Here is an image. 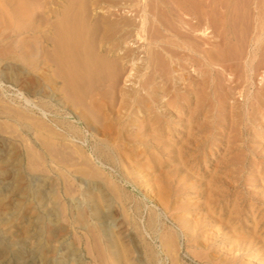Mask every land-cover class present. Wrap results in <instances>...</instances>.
<instances>
[{
    "label": "bare ground",
    "instance_id": "1",
    "mask_svg": "<svg viewBox=\"0 0 264 264\" xmlns=\"http://www.w3.org/2000/svg\"><path fill=\"white\" fill-rule=\"evenodd\" d=\"M231 1H233V0H228V1L226 0V1H224L225 3L223 2V0H0V116L4 117L9 123L11 121H13L15 123V125L16 124L19 125V128L21 127L22 129H24L28 132L34 130L35 131L34 133H37V132L40 133L42 150L37 151L35 148H31L30 151H28V153H29L28 155H31L30 158L32 157L33 160H35L34 156H37V155H42V157L45 156L44 154L54 155V156L55 155L56 156L62 155L61 156V157H63V159L61 158L62 161H60V159H58L57 163H61L62 165L67 166V165H69L68 161L70 162L71 160H73L72 159L73 157H71L70 155H75V156L80 155V157H77L78 159H76V157H75V159L77 161L74 160L73 162H75V163L77 162V164L79 165L77 172H83L85 175V178L79 177L80 179L78 180V181H80V185L83 187L82 188L83 190L82 191L80 190L81 191V199L75 200L73 207H72V212L70 214H72L75 219H80V221L82 219L83 223L85 224L84 225L85 228L91 227V230L89 228L88 229H89L90 233H92V235L94 236L93 239H95L92 242V243H94L93 247H95V249H97L98 251H101V252L104 251V253L98 252L101 254V256H102V254L104 255L105 259L103 258V261L101 259L103 264H122L121 255L123 254V252H124L123 256L126 257V259L125 258L124 259L126 260V263H129V264H131V262H130L131 260L128 258V256L131 252L136 253L137 256L135 257V260L138 262V264H162L163 261L160 258L161 257L160 252L164 253L167 256V258L172 257L173 262L178 260V258L176 259L175 256L177 255L178 250L180 251V248L182 247L181 246L182 244L179 243V239H180L179 233L168 232V231L164 232V229L162 228L163 231H161L162 233L160 234V236L158 234L159 239H160V245H158V247H157V248H159V250L157 252L156 249L154 248V246L156 244L154 246H152L151 243L147 242L144 245V247H142L139 242H135L136 241L134 238L135 235L133 236L131 234H127L128 232L126 233L124 228H122L124 230V232L121 229L119 230V232L114 231L113 224H112L113 222L109 221V218L113 217L112 211L114 209H112V208H113V203H114V197L117 196L116 199H119L118 201L121 200L122 202L127 203V202L134 201L135 196H133L132 194L127 192L122 184L120 185V184L116 183L115 181H113L111 179V177L107 176L106 175L107 173L105 171H103L102 168H100V165L97 166L96 163H93L94 161H92V160L95 157L96 160L98 158V160L100 159V161L102 159L103 161L107 160V161H113L114 162V161H116L115 158H117L116 155L129 156V154L132 155V153L134 154V152L137 154L139 151L136 148H138L140 145H142V143H143L142 137H144V140H146L145 137H150V138H152V137L156 138L157 137V138L161 139V141L166 139V138L162 139L163 137H159L160 135H158L157 131H160V132L164 131L165 133H167L170 136L174 135L173 134V128H171V122H170L171 117H172V112H174L173 109H176V111L178 110V112H180L182 109H185V108L187 109V107L189 108L192 104H195L196 105L195 110H194L195 116L200 118V116L202 114L201 108L203 107L202 106V99L204 97L203 96V90H205V88H206V81L204 80L203 73H202L203 70L201 68H195L194 69V71H197V75L193 74V75H195L194 77L192 76L193 78L189 75L190 73H188L186 71L189 68L188 67V61H190L191 59H193L197 62L198 61L206 62L207 59L213 60L215 47L218 46V44H220V43L222 44V42L224 43V41L228 40L224 36V35H226V34H224L225 30L229 31V28H232L229 25L231 24V26H233L232 23L235 24L236 20H237L238 25L240 24V26H234V27H239L238 33H240L239 30L243 31L245 29V31H250V29H251L252 22H250V21L253 20L252 19L253 13L251 12L252 9H249L251 12V13L249 12L251 14V17H249V21L245 20L246 16L245 17L242 16L243 18H245L244 21L246 23H248L249 25L244 24L245 22L243 20H242L243 24H241V22L239 23L238 21H240L241 15H239V13H237L238 15L236 14V12L238 10H239L238 12L241 11V9H239V8L241 7L243 10V7L245 8L246 3L249 2L250 0H242V1L239 0L241 6L238 4V8L236 6H234L235 4H233V3L231 4L232 9H233V7L234 8L236 7V9H238L237 11L234 12V14H236L237 16L240 17V18L237 17L239 20L236 19L234 22H233V20L229 21L228 19L229 18H232V19L236 18L235 17L236 15H234L235 18H233V16L230 17V15H232V13L235 9H233L232 13L227 12V11L223 12L224 10H222L221 12H219L222 15H220L218 13V11H216L217 9H220L219 7H221L223 5L225 7V4L230 3ZM236 1L238 2V0H236ZM260 2H262V1H260ZM242 4L244 6H242ZM236 5H237V3H236ZM247 5H249V4L247 3ZM258 6H259V4H258ZM224 7H223V9L226 8V7L225 8ZM228 8H231V7H228ZM262 10L264 12L263 8H262ZM262 10L259 13V18L258 19L256 18L257 22H258V26L257 27L254 26V28H253V31H254L255 27H256L257 32H258L257 38L255 40L256 42L260 41L262 39V37L264 36V14H262ZM242 12H240V13H242ZM226 13L229 14V18L227 19L228 23H230V22L231 23L228 25L227 22L225 21V23H223V26H216L215 25L216 23L214 22L216 17H219V20L221 18L223 19V16L225 18ZM245 15H248L247 11H246ZM247 19H248V17H247ZM218 23L219 22L217 21V24ZM218 25H220V23ZM255 25H256V23H255ZM210 29H212V32H214L213 36L209 35ZM220 30H221V32H220ZM233 33L236 34L237 30H236V33H235V30ZM233 33H232V35H233ZM247 33H249L248 35L250 36L251 32H247ZM236 35L238 36V34H236ZM240 35L241 36H239V37L244 38V40H245V36L246 37L248 36V35H242V32L240 33ZM230 38H233V36L232 37L230 36ZM248 38L249 37L246 38L247 43L249 42ZM238 40H240V39H238ZM235 41H237V40H235ZM230 42H228V44ZM241 42H243V40H241ZM207 44H208V46L209 45L212 46V48L210 50L205 49L206 48L205 46H207ZM221 44L219 45L220 48L224 47ZM233 44H234V42H233ZM237 44H238V42H237ZM244 44H245V42H244ZM229 45L232 46L231 44H229ZM240 45L243 47V45L241 43H240ZM230 46H228L229 49H230ZM245 46H246V49H249V48H247L248 46L246 44H245ZM232 47L234 49H236L235 46H232ZM207 48H209V47H207ZM220 48H218V50ZM226 48L227 47H225V49ZM262 49L264 50L263 46H262ZM221 50L225 52L224 49H220V51ZM239 50H241L240 47H239ZM215 51L217 52V50H215ZM231 51H235V50H233V49L229 50L228 51L229 55H230ZM221 52H219L220 57H222V55L224 54V53L221 54ZM232 53H234V52H232ZM244 53L245 52H242V55ZM206 55H207V57H206ZM232 55L231 56L225 55L226 57L228 56V58L224 57L227 60L222 58L223 60H221V61H219L220 57L218 56L219 57L217 60L218 64H219V62H222V61H223L222 63H224V60L227 61V63H231V62H228V60L229 59H232L230 61L234 60L233 58H229V57H232ZM262 55H264V53ZM204 58H207V59H204ZM234 58L237 59L235 57V54H234ZM260 58L263 61L264 58L263 57H260ZM20 60L25 61V63L28 65V67H26V65L22 66L19 63ZM204 60H206V61H204ZM214 61H215V59L213 60V63H214ZM257 62H256V64H257ZM208 63L210 64L209 61H208ZM227 63H224V64L227 65ZM232 63L236 64V62H232ZM254 63L255 62L253 61V64ZM240 64L241 63H239V65ZM231 65H233V64H230L229 66H231ZM257 65L259 66V64H257ZM232 67H234V69H235V67H237V66L233 65ZM249 67H251V66H249ZM252 67H254V66H252ZM240 68L238 70H240ZM227 69H230V67L228 68V66H227ZM216 70L219 71L220 69L217 68ZM256 71H258V70H256ZM204 72H207V70ZM220 72H221V70L218 72V74ZM239 73H241V70L239 71ZM239 73H238V75H239ZM205 74H207V73H205ZM207 77H208V75H207ZM250 77H252V76H250ZM237 78H236V80H237ZM241 79L242 78H240V80ZM234 80H235V78H234ZM242 82H243V80L241 81V83ZM238 85L239 84H237V86ZM4 86L15 89L16 91L20 92L21 95H23V93H24L25 97H27V98H25L24 104H27V105L34 104L33 99H35L37 97L39 98V102H38L39 104H34V107L30 105V109H27L26 107H22L24 105H21V108H17V107L15 108V107H11L10 105H5L4 99H3V96H4L3 93H4V91H7L8 89L6 90V88ZM217 86H219V85H217ZM222 86H223V84H222ZM224 90L226 91V88ZM210 93L211 92H209V94ZM212 93L214 94L215 92H212ZM261 97H263V96H261ZM261 97H260V99H261ZM35 103H36V101H35ZM210 105H211V103H210ZM34 109H36L38 111V113H39L38 116L33 114L32 111ZM187 114H188V112H187ZM188 116H189V114H188ZM180 118H182V120H184L183 116ZM187 118H185V119L187 120ZM249 118H250V116H249ZM177 119H175V120H177ZM240 119L242 120V118H240ZM190 121H192V120L190 119ZM2 122H3L2 124H4V126H2L4 129L0 126L1 131H3V130L5 131V128L8 129L7 126L5 127L7 122L5 123L4 120ZM187 122H189V120ZM191 123H193V121ZM196 123L198 124V121ZM205 123H207V122H205ZM240 123H242V122H240ZM10 125L14 126V124H11V123H10ZM139 125L141 128L139 127ZM173 125H175V124H173ZM201 125L203 126L204 124H201ZM175 126H177V124ZM184 126H186V125H184ZM9 128L13 129V127H10V126H9ZM180 128H182V127H179V129ZM230 128H232V127H230ZM7 129L5 132L9 133L10 131L8 132ZM233 131H235V130H233ZM181 133H183V132L181 131ZM212 133H213V131H212ZM10 134H11V132H10ZM140 135H142V136H140ZM200 136H203V135L201 134ZM36 137H37V135H36ZM211 137L212 136H210V138ZM90 138H91V148H90V146L85 145V142L90 141ZM167 138H168V140H167L168 142L171 141V142L175 143L177 141V140L174 141L171 137H167ZM214 138H213V140H214ZM76 139H79L80 141H78ZM203 139L205 140V136H203L202 139H198V140L202 141ZM146 142H147V140L145 141V143ZM168 142H167V144H169ZM183 142L185 143V141H183ZM206 142H208V139ZM184 143H182V144H184ZM186 143H185V145H187ZM193 143H195V142H191V144H193ZM164 145H166V144H164ZM179 145H180V143H179ZM181 145L179 146L180 148H182ZM185 145H183V147ZM189 145L190 144H188V146ZM197 145L195 147H197ZM133 146H135V149L131 148ZM152 146H153V144H152ZM159 146H160V144H159ZM164 147H166V146H164ZM179 147L177 146L176 149H178ZM203 147L205 148V146H203ZM228 147H229V145H228ZM143 148H144V150L142 149L139 152L140 157H142V151L147 152V148L146 147H143ZM170 148H172V147H170ZM204 148H202V149H204ZM231 148H232V146H231ZM235 149H237V148L235 147ZM1 150H0V155H2V153H3V152L1 153ZM160 150H161V148L159 149V152H160ZM184 150H185V148H184ZM184 150H183V152H184ZM195 150H197V148ZM7 151H8V149H7ZM188 151H189V149H188ZM155 152H156V150H155ZM183 152H182V154H183ZM151 154H152V152H151ZM163 154H161V156ZM180 154H181V152H180ZM197 154H199V153H197ZM210 154H211V152H210ZM9 155H11V156H9L10 159L9 158H7V159L3 158L5 156L4 154H3V157L0 156V175L3 176L5 174H7L8 171L10 170V167L12 168L13 173H12V180L11 181L13 184L10 182L9 179H6V181H2V182L3 183L6 182L5 184L13 185L15 192L19 193L20 196L18 198H16L17 199V208L19 210H22V209L26 208L27 203H26V199H25L26 196L25 195L28 192V190H30L29 187L32 186L33 180H34L35 184H36V181H38L39 183L41 182L42 186L44 184H46V185H52L53 184L54 185V183L50 182V179L46 176H32L31 178H29V176H31V175H28L27 172L23 169L22 162L24 160L23 161L20 160V157L17 156L20 154H18V151L16 148H13L11 150V152H9ZM63 155H65V156H63ZM96 155H97V157H96ZM167 155H169V154H167ZM189 155L187 156L188 158H186V159H189ZM66 156H70V158H68ZM171 156H172V154H171ZM51 157H52L51 160H53L54 157L53 156H51ZM140 157L138 159H140ZM176 157L180 158V156H176ZM192 157H193V155H192ZM22 158H24V157H22ZM58 158H60V157H58ZM197 158H198V156H197ZM40 159L42 160L43 158H40ZM46 159H48V158H46ZM174 159H176V158H174ZM186 159H184V160H186ZM223 159H224V156H223ZM157 160H158V158H157ZM224 160L222 161V163L224 162ZM35 161H34V163L31 161L30 164L35 166L36 165ZM43 161H44V159H43ZM45 161L47 162V160H45ZM150 161H151V159H150ZM38 162L40 163V161H38ZM53 162H52V164H53ZM55 162H56V160H55ZM100 163L102 166L104 165V162L101 161ZM141 163H142V159H141ZM161 163L162 162H160L159 165ZM166 163H168V162H166ZM187 163H186V165H187ZM196 163L197 162L195 161V164ZM42 164H41V166H42ZM129 164L131 166V163H129ZM195 164L192 163V165H195ZM43 165H45V164H43ZM160 167H161V165H160ZM172 167H174V166H172ZM190 167L191 166H189V168ZM43 168H44V166H43ZM45 168H46V166H45ZM68 168H69V166H68ZM182 168H183V166H182ZM199 168H200V166H199ZM135 169H136V167H135ZM167 169L171 170L173 168L170 167ZM37 170H39V169L36 168V171ZM49 170H51V168ZM67 170H69V169H67ZM113 170H115V169H113ZM203 170H204V168H203ZM219 170H221V169H219ZM28 171H29V169H28ZM46 171L47 170L45 169V172ZM54 171H55V169H54ZM144 171H146V170H144ZM159 171H161V170H159ZM198 171L200 172V170H198ZM217 171L215 173H218ZM137 172H139V171H137ZM149 172H151V171H149ZM196 172H197V170H196ZM225 172H227V171H225ZM31 173H34V172H31ZM141 173L143 175L144 172H141ZM141 173H140V176H142ZM161 173L162 172H160V176L163 177V175ZM185 173H188V172L185 171ZM147 174H149V173L147 172ZM157 174H159V173H157ZM228 174H229V171H228ZM61 175H64V173ZM187 175H190V174H187ZM226 175H224V176L226 177ZM229 175L232 176L231 174H229ZM160 176L158 175V177H160ZM215 176L218 177L219 175H215ZM220 176H222V178H223V175L220 174ZM86 177H90L92 179L90 180ZM103 177L106 181L103 179ZM143 177H144V175H143ZM174 177H175V174H174ZM184 177H186V176L184 175ZM64 178L65 177H63V179ZM212 178H213V176L210 178L211 180L209 178L208 179L212 182L213 181L216 182V180H214V179L212 180ZM102 179L105 182H101ZM137 179H139V177ZM180 179H182V178L180 177ZM205 179L202 178L203 181ZM208 179H206L207 180L206 182H208V183H206L204 181L207 185L210 183V181H208ZM225 179L224 180L227 183L229 181V179L227 177ZM227 179H228V181H227ZM64 180H66V179H64ZM123 180H125V179H123ZM141 180H143V179H141ZM145 180H143V181H145ZM186 180H184V181L186 182ZM66 181H68V179ZM139 181H140V179H139ZM165 181H167L166 183L168 184L169 181L168 180H165ZM194 181H192V180H191V182L189 181L190 186L193 185V187H194V184H195ZM106 182H108V184H106ZM163 182H162V184H163ZM177 182H179V181H177ZM219 182H221V180H219ZM229 182H231V181H229ZM149 183H151V182H149ZM191 183H193V184L191 185ZM205 183L203 186H205ZM145 185L148 186L149 184L145 183ZM177 185H178V183H177ZM199 185H201V182ZM227 185H228V183H227ZM71 186H73V185H71ZM107 186L108 187L110 186V189ZM170 186L171 185H169V188H170ZM211 186H212V184H211ZM55 187L56 186H54L52 188L53 190L51 189L53 192H54ZM65 187H66V185H65ZM74 187H72V188H74ZM142 187H143V185H142ZM224 187L222 188L223 190H224ZM229 187H230V185H229ZM107 188L109 189L110 192L114 193V195H115L114 197L108 191ZM165 188H167V187L165 186ZM175 188H174V190H176ZM191 188H189V189H191ZM199 188H200V186H199ZM214 188H216V187H213V189ZM150 189H148V190H150ZM194 189L195 188H193V192H194ZM213 189L211 188V190H213ZM229 189L228 190L226 189L227 192L225 190L224 191L225 193L222 191V193H224L225 195H226V193L228 194ZM74 190H75V188H74ZM213 191L216 192L218 190L214 189ZM37 192H39V191H37ZM69 192L71 193L73 191L69 190ZM75 192H77V190ZM75 192H73V194ZM157 192L155 194H157ZM153 193H154V191H153ZM153 193H151V194L153 195ZM165 193H167V192H165ZM175 193H177V192H175ZM159 194H160V192H159ZM205 194L207 196V193H205ZM215 194L216 193H214V196H215ZM217 194L221 195V193H217ZM224 194H222L223 197H225ZM237 194H239V193H237ZM252 194H254V193H252ZM52 195H54V193ZM69 195H71V194H69ZM161 195H158V196H161ZM176 195H174V196H176ZM180 195H182V193ZM204 195L202 194L201 196L203 197ZM2 196H3V194H2ZM2 196H0V207H3V206L7 207L10 200L7 203L8 200L3 198L4 196L3 197ZM61 196H62V194L60 196H57V197H61ZM165 196L168 197L167 195H165ZM192 196H193V194H192ZM195 196H196V194H195ZM214 196H213V198H211L212 200L210 198L209 199L211 201H213V199H214V201L215 200L218 201L219 198H214ZM54 197H56V196H54ZM72 197L73 196H71V198ZM154 197L156 199V196H154ZM166 197H164V198H166ZM209 197H212V196H209ZM37 198L39 200L41 198H43V194H41V191L39 192ZM164 198L160 197L159 199L160 200L163 199L165 201L166 199H164ZM184 198H185V196H184ZM60 199L61 198H59V200ZM209 199H206V200H209ZM228 199H229V196H228ZM236 199L237 198H235V200ZM163 200L161 203H165L167 201L166 200L165 202H163ZM185 200H186V198H185ZM260 200H262V199L260 198ZM27 202L31 203L32 201H27ZM193 202H194V200H193ZM202 202H203V199H202ZM202 202H201V204H202ZM249 202H251V201H249ZM194 203H192V205H194ZM204 203L207 204L208 202H204ZM182 204L184 205V202ZM189 204L190 203H187L185 205H188L187 207H189L190 206ZM196 204H200V201H199V203L196 202ZM209 204L210 203H208V205ZM234 204H235V202L233 203V205ZM239 204L240 203H238V205ZM32 205H33V203H32ZM211 205H215V204H211ZM211 205H209V206H211ZM60 206H57L56 209H58V207H60ZM153 206H154V204H153ZM61 207H63V209H65L64 205H62ZM86 207L88 208V212H86V210H85ZM176 207H177V205H176ZM195 207H197V206H195ZM223 207H225V205H223ZM234 207H235V205H234ZM163 208H164V206H163ZM190 208H192V207H190ZM212 208H213V206H212ZM124 209H123V205H122V213H123ZM134 209H136V208H134ZM164 209H166V208H164ZM200 209H202V208H200ZM238 209H240V208H238ZM154 210H156V209H154ZM227 210L228 209H226L225 211H227ZM230 210L233 211V208ZM258 210H256V211L260 212ZM14 211H16V210H14ZM159 212L161 213V211H159ZM170 213H171V211H170ZM228 213H229V210H228ZM235 213H237V212H235ZM144 214H146V213H144ZM212 214L209 213V216L214 217L215 215L213 216ZM230 214H231V212H230ZM127 215L125 213V216H127ZM129 215H130V213H129ZM203 215L206 216L205 213L202 214V216ZM0 216H2V215H0ZM3 216H5V215H3ZM125 216H123V217H125ZM188 216H190V215H188ZM198 216L196 215V218H199L201 215L199 217ZM247 216H249V215H247ZM254 216H252L251 220L256 218ZM60 217H61V215H60ZM157 217H158V215L154 214L148 219V221H147L148 223L146 222L147 226L152 231H154L155 233L159 227ZM179 217H177V218H179ZM182 217H184V216H181V218ZM185 217H187V216H185ZM228 217H231L234 220V218L236 216L235 215L234 216L228 215ZM231 218L226 217V219H229V220ZM55 219L54 220L51 219V215H50L49 222H45V218H43L42 216L38 217V219H37V222L40 224L39 230H37L38 231V235H37L38 240H37V243L35 245H31L30 249L33 248L32 252H33V254H37V256L40 258L41 264H67L68 263L66 260L60 259L59 255H58L59 259H56V258H55V260L50 259V253L51 252L57 253V249H58L55 246V244H54V246H52L50 243V240H49V239H51V238H49V236H55L57 233V230L59 228V226H58L59 221L55 220ZM188 219L192 220L190 217ZM188 219H187L186 223H189ZM226 219L224 220V218H223L222 222L226 221ZM245 219L247 220V218H245ZM1 220H0V222H1ZM124 220H125V224H127L128 223L127 221L129 219L127 220V217H125ZM194 220L196 221V219H194ZM197 220L200 222L203 221L202 219H201L202 221L200 219H197ZM215 220H216V218H215ZM233 220H232V222H233ZM259 221H261V220H259ZM194 222H193V224H191L192 222L190 224H188L189 225V227L187 226L188 230L190 229V227L192 225H194ZM210 222H211V219H210ZM219 222H220V220H219ZM223 223H225V222H223ZM253 223H252V225H253ZM0 224H2V223H0ZM7 224H9V223H7ZM195 224L196 225L198 224L197 221ZM118 225H119V223H118ZM196 225H194V227L192 226L193 229L197 227ZM233 226H234V224H233ZM257 226H256V228H257ZM198 227H199V225H198ZM185 228H186V226H185ZM217 228L220 229L221 227H217ZM209 229H211V228H209ZM213 229H215V227ZM232 229H233V227H232ZM235 229H237V228H235ZM166 230H167V228H166ZM221 230H222V228H221ZM186 231H187V228H186ZM23 232H24V230H23ZM220 232H222V231H220ZM250 232H251V230H250ZM134 233H136V232H134ZM189 233H191V232H189ZM118 234L124 235V237L128 241L127 245L126 244L122 245V246L119 245L118 236H117ZM206 234L208 235V233H206ZM206 234H205V236H206ZM203 235H202V237H203ZM263 235H261V236H263ZM146 236H148V234ZM149 238L151 239V237H149ZM205 238H207V237H205ZM223 238H225V237H223ZM249 238H251V237H249ZM203 239L204 238H202V241L199 239V242L201 241L203 243ZM256 240H258V239H256ZM227 241H229V240H227ZM248 241H251V239ZM53 242H56V241H53ZM131 244H132V247H131ZM233 244L235 245V242ZM259 244H258V246H259ZM73 247H75V246L73 245ZM88 249L90 250L91 248L88 247ZM100 249H102V250H100ZM190 249H192V248H190ZM187 250H189V248ZM198 250H195V252L200 251V250L199 251ZM204 251H206V250H204ZM9 253H10L9 249L4 248V247H2V245H0V264H8L5 261L7 260ZM90 253H92L91 250H90ZM193 253H191V254H193ZM15 254H16L19 261H23V263L21 262L22 264H35L33 262V260H29V258L24 257L25 256L24 251L18 250ZM227 254H228V252H227ZM229 254H231V253H229ZM259 254H261V253H259ZM202 255H203V252L201 255H198L197 257L199 258ZM205 256L206 257L204 259L207 258V255H205ZM208 259H209V257H208ZM199 260L200 259H198V261ZM165 261H167V260L165 259ZM182 261H183V259H182ZM102 262H100V263H102ZM173 262L171 264H173ZM165 263L166 262H164V264ZM177 263H179V261H176V264Z\"/></svg>",
    "mask_w": 264,
    "mask_h": 264
},
{
    "label": "rangeland",
    "instance_id": "2",
    "mask_svg": "<svg viewBox=\"0 0 264 264\" xmlns=\"http://www.w3.org/2000/svg\"><path fill=\"white\" fill-rule=\"evenodd\" d=\"M224 1H226V0H223V2ZM235 1L236 0H233L230 3L225 4L226 8L224 7V5L221 6L222 8L219 7L220 9H217L216 11H218V13H219L222 10H224L223 12L227 11V12L232 13L233 9H235L233 11L232 15H230V17L233 16V18H235V17L236 18L235 19L229 18V14L226 13L225 18L223 16V19L221 18L219 20V17H216V19L214 21L216 24L215 23L214 24L216 26H223V23H225V21H226L227 24L229 25L231 22L228 23V20L229 21L233 20V22H234L236 19L240 18L239 16H237L238 15L237 13H239V15H241L240 21H238V22L239 23L241 22V24H243L242 20L244 21V19H245L243 17L246 16L245 20L249 21V17H251L250 13L252 12L253 13V15H252V19L253 20L250 21V22H252V25L250 24L251 25L250 31H245V29L243 31L239 30L240 33L242 32V35H248L249 33H247V32H251L250 36L249 35L247 36V37H249L248 38L249 42L247 43V41H246L247 37L246 36H245V40H244V38L239 37V36H241L240 33H238V28L239 27H234V26H240V24L238 25L237 20H236L235 24L232 23L233 26H231V24L229 25L230 27H232V28H229V31L225 30L224 34H226L227 36L226 35H224V36L228 40L224 41V43L222 42V44L220 43L224 47L221 46L222 48H220V46H219L220 44H218L219 47L218 46L215 47V49H214V59H215L214 63H213L214 59L212 60V59H207V58H204V59H207V61L204 60L206 62L198 61L199 62L198 63L197 61H195L193 59L188 61V67L189 68L187 67L188 69L186 71L188 73H190L189 75L191 77L192 76L194 77L195 75H197V71H194V69L195 68H201L203 70V71L202 70L201 71L203 73L204 80L206 81V88H205V90H203V96H204L203 99H202V106L203 107L201 108L202 109V114H201L200 118L195 116V112H194L195 107H196L195 104H192L189 108L187 107V109L186 108L182 109L180 112H178V110L176 111V109H173L174 112H172V117H171V121L170 122H171V128H173V134L174 135L170 136L167 133H165L164 131H162V132L157 131L158 135H160L159 137H163L162 139L166 138V139L162 140L163 142L161 141V139H159L157 137L156 138L145 137V139L147 140V142L145 143L146 140H144V137H142L143 138V141H142L143 143L142 142L141 143H142L143 146L140 145L138 148H136L139 152L142 149L144 150L143 147L147 148V152H143L142 151V157H140L139 152L137 154L134 152V154L133 153H132V155L129 154V156L116 155L117 158H115L116 161H114V162L113 161H107V160L103 161L101 159V161L104 162L103 166L100 163L101 162L100 159L98 160V158H97V160H96V158L94 157L93 160H92V161H94L93 163H96L97 166L100 165V168H102V170L107 173V174L105 173L107 176L111 177V179L113 181H115L116 183H118L120 185L122 184L127 192H129L130 194L135 196L134 197L135 199L132 202H127L126 203V202H122L121 200L118 201L119 199H116L117 196L114 197L115 196L114 193L109 191L110 186L109 187L107 186L109 188V189L107 188L108 191L114 197V203H113V208H112V209H114L112 211L113 212V217L109 218V221L113 222L112 224H113L114 231L119 232L120 229L123 230L122 228H124L126 233L128 232L127 234H131L133 236L134 235L136 236V237L134 236V238L136 240V241L135 240L134 241L135 242H139L142 247H144V245L147 242L151 243L152 246H154L156 244L154 246V248L156 249L157 252L159 250V248H157V247H158V245H160L159 236L162 233L161 231H163V229H164V232L168 231V232L179 233L180 234L179 243L182 244L181 245L182 247L180 248V251L178 250L179 254L177 253V255L175 256L176 259L178 258V260H176V261H179V263H177V264H184V263L185 264H187V263L188 264H192V263L193 264H264V262H263L264 261V235H263L264 234V218H263L264 217V206H263L264 205L263 204L264 203V197H263L264 196V186H263L264 185V182H263L264 181V59L262 61V59L260 58V57L264 58V55H262L264 53L263 52L264 50L262 49V46L264 47V36L262 37V39L260 41H258V42L255 41L256 38H257V35H258L257 34L258 33L257 29H256V27L258 26L257 19L259 18V13L262 10V8L264 9V0H260L262 2H260L259 0H257V1L256 0H250L249 1L250 3L247 2L249 5H247V3H246V6H245V8L243 7V10H242L241 7L239 8V9H241L240 12L243 11L242 13L238 12L239 10L236 9V7L238 8V4L241 6L240 1H242V0H240V1L238 0L239 3L237 1L236 2ZM232 3L235 4L234 6H236L235 8L233 7V9H232V5H231ZM236 3H237V5H236ZM258 4H259V6H258ZM227 6L231 7V8H228ZM242 6H244V5L242 4ZM223 7L225 9H223ZM249 9H252L251 12H250ZM245 10L247 11L248 15H245V13H246ZM235 11H237L236 12L237 15L234 14ZM219 14L222 15L221 13H219ZM262 14H264L263 10H262ZM234 15H236V16L234 17ZM247 17H248V19H247ZM217 21L220 23V25H218L219 23L217 24ZM255 23H256V25H255ZM244 24H248V23L245 22ZM254 26H256V27H255V30L253 31ZM234 30H235V33H236V30H237L236 34H238V36L233 33ZM220 32H221V30H220ZM232 33H233V35H232ZM209 35L210 36L214 35V32H212V29H210V34ZM230 36L231 37L233 36V38H230ZM238 39H240V40H238ZM229 40L230 41L232 40L231 41L232 43ZM235 40H237V41H235ZM241 40H243V42H241ZM228 42H230L229 44H231L232 46H235L236 49H234L232 46H230L228 44ZM233 42H234V44H233ZM237 42H238V44H237ZM244 42L248 46L247 48H249V49H246V46H245ZM240 43L243 45V47L240 45ZM228 46H230V49L228 48ZM238 46L241 48V50H239ZM205 47H206L205 48L206 50H210L212 48V46H210V45L208 46V44ZM207 47H209V48H207ZM225 47H227V48L225 49ZM218 48L224 49L226 53L224 51H222V50H221L222 51L221 52L220 49L218 50ZM232 49L235 50V51H231L230 55H229L228 51L232 50ZM215 50H217V52ZM219 52H221V54L224 53L222 55V57L219 56L220 55ZM232 52H234V53H232ZM242 52H245V53L242 55ZM234 54H235V57L237 59L234 58ZM225 55H228V56L232 55V57H229V58H233L235 61L234 60L230 61L232 59H229L228 62H231V63H227V61L224 60V63H227V65L222 63L223 61L219 62V64H218V61H217L218 58L220 57L219 61H221V60H223L222 58L226 57ZM228 56L226 58H228ZM206 57H207V55H206ZM226 58H224V59H226ZM208 61L210 62V64L208 63ZM253 61L255 62L254 64H253ZM232 62H236V64L232 63ZM256 62H257V64H259V66L256 64ZM19 63L22 66L26 65V67H28V65L23 60H20ZM239 63H241L242 65L241 64L239 65ZM228 64L229 65L233 64L234 66H237V67L239 66V67L238 68L235 67V69H234V67H232L233 65L229 66ZM227 66H228V68L230 67V69H227ZM249 66H251V67H249ZM252 66H254L256 69L254 67H252ZM217 68L221 70V72H220L221 74L220 73L218 74V72L220 70L219 71L216 70ZM239 68L241 70V73H239V71H240V70H238ZM206 70H207V72H204ZM256 70H258V71H256ZM205 73H207V74H205ZM238 73H239V75H238ZM193 74H195V75H193ZM207 75H208V77H207ZM250 76H252V77H250ZM234 78H235V80H234ZM236 78H237V80H236ZM240 78H242V79L240 80ZM242 80H243V82L241 83ZM222 84H223V86H222ZM237 84H239V85L237 86ZM217 85H219V86H217ZM4 87L6 88V90L8 89L7 91H4V93H3L4 94L3 99H4V104L5 105H10L11 107H15V108L16 107L17 108H21V105H24L22 107H26L27 109H30V105L34 107V104H39L38 103L39 102V98L38 97L33 99V103L34 104H30V105L24 104L25 103V98H27V97H25L24 93H23V95H21V93L16 91L15 89H12V88L7 87V86H4ZM219 87L220 88L222 87V88L220 89ZM225 88H226L227 92L224 90ZM209 92H211V93L209 94ZM212 92H215V93L213 94ZM261 96H263V97H261ZM260 97H261V99H260ZM34 100L36 101V103H35ZM210 103H211V105H210ZM32 112H33V114H35L37 116L39 115V113H38V111L36 109H34ZM187 112H188L189 116H188ZM182 116H183L184 120H182V118H180ZM249 116H250V118H249ZM185 118H187V120ZM240 118H242L243 121ZM2 119L5 121V123L7 122L5 127L7 126L8 129L5 128V131L7 129L8 132L9 131L11 132V134H10V132L7 133L4 130L1 131V127L4 126V124H2L3 123ZM175 119H177V120H175ZM190 119L193 121V123H191L192 121H190ZM188 120H189V122H187ZM197 121H198V124L196 123ZM183 122L184 123L186 122V123L184 124ZM205 122H207V123H205ZM240 122H242V123H240ZM10 123L14 124L15 127L13 125H10ZM10 123L4 117L0 116V126H1L0 127V150L2 149L1 153L3 152L2 155H0V156L3 157V154H4L5 156L3 158H5V159L9 158L10 159L9 156H11V155H9V152H11V150L13 148H16L17 151H18V154H20V155H17V156L20 157V160H22V161L24 160L22 162L23 169L27 172L28 175H31V176H29V178H31L32 176H46V177H48L50 179V182L54 183V185L53 184L52 185L44 184L42 186L41 182L39 183L38 181H36V184H35L34 180H33V183L31 182L32 186L29 187L30 190H28V192L25 195L26 196V198H25L26 199V203L28 205L26 204V208L25 209L19 210L17 208V199H16V198H18L20 196L19 193L15 192L13 185L5 184L6 182H4V183L2 182V181H6V179H9L10 182L12 183V181H11L12 180V173H13L12 168L10 167V170L8 171L7 174H5L3 176L0 175V196H2V194H3L4 197L3 196L2 197L8 200V201L6 200L7 203L9 202V200L11 202V203L10 202L8 203L7 207L6 206L0 207V215H2V216H0V220L2 219L1 222H0V223H2V224H0V245H2V247H4V248H7V249L10 250V253L8 254L7 260L5 262H7L8 264H22L23 261H19L17 256H16V254H15L18 250L19 251L22 250V251H24V255H25L24 257L25 258H29V260H33V262L35 264H41L40 258L37 256V254H33V252H32L33 248L32 249H30V248H31V245H35L37 243V240H38L37 239L38 238V236H37L38 235V231L37 230H39V227H40V224L37 222L38 217L42 216L43 218H45V222H49L50 215H51V219L54 220L56 218L55 220L59 221L58 222L59 228L57 230L56 235L55 236H49V238H51V239H49L51 245L54 246V244H55V246L58 248L57 249V253H55V252H51L50 253V259L51 260H55V258L56 259L60 258L62 260H66L68 262L67 264H103L102 261H103L104 255L102 254V256H101V254L98 253V252H101V251H98L97 249H95V247H93L94 243H92V242L95 239H93L94 236L89 231V229L91 230V227H88L89 229L85 228L84 227L85 224L83 223L82 219H81V221H80V219H75L74 216L72 214H70L72 212V207H73V204H74L75 200H80L81 199V191L83 190L82 189L83 187L80 185V181H78V180L80 179L79 177H82V178L84 177L85 178V175H84L83 172H77L79 165L77 164V162L76 163L73 162L74 160L78 159L77 157H80V155H77V156L70 155L71 157H73L72 158L73 160L70 159L71 161L70 162L68 161L69 165H67V166L66 165H62L61 163H57L58 159H60V161H62V159H63V157H61L62 155H57V156L55 155L54 156V155H46V154H44L45 158L42 157V155H37V156H34L35 160H36L35 161V160H33L32 157L30 158L31 155H28L29 154L28 151H30L31 148H35L37 151L42 150L40 133L39 132L34 133L35 132L34 130L28 132V131L22 129L21 127L19 128V125H17V124L15 125V123L13 121H11ZM172 123L175 124V125L177 124V126L173 125ZM201 124H204L205 126L203 125L204 126L203 127ZM184 125H186V126H184ZM9 126L13 127V129L12 128L10 129ZM139 127H140V125H139ZM179 127H182V128H180L181 130L179 129ZM230 127H232V128H230ZM233 130H235V131H233ZM181 131L183 133H181ZM212 131H213V133H212ZM201 134L203 136H205V140L204 139L202 141L198 140V139H202L203 136H200ZM36 135H37V137H36ZM140 136H142V135H140ZM210 136H212V137L210 138ZM167 137H171L174 141H176V140L177 141L175 143L171 142V141L168 142L167 141L168 140ZM213 138H214V140H213ZM207 139H208V142H206ZM76 140L80 141L79 139H76ZM183 141H185V143L187 142L186 143L187 145H185V143ZM167 142L169 144H167ZM191 142H195V143L191 144ZM179 143H180V145L182 143H184V144L181 145L182 148L179 147L180 146ZM152 144H153V146H152ZM159 144H160V146H159ZM164 144H166V145H164ZM188 144H190V145L188 146ZM85 145H88L91 148V138H90V141L85 142ZM183 145H185V146L183 147ZM196 145H197V147H195ZM228 145H229V147H228ZM164 146H166V147H164ZM177 146L179 147L178 149H176ZM203 146H205V148ZM231 146H232L233 149L231 148ZM170 147H172L174 150L172 148H170ZM235 147L237 149H235ZM131 148L135 149V146H133ZM160 148H161V150L162 149L163 150L162 151L160 150V152H159ZM184 148H185V150H184ZM196 148H197V150H195ZM202 148H204L205 150L202 149ZM7 149H8V151H7ZM188 149H189V151H188ZM155 150H156V152H155ZM183 150H184V152H183ZM179 151L181 152V154H180ZM151 152H152V154H151ZM182 152H183V154H182ZM210 152H211V154H210ZM197 153H199V154H197ZM161 154H163V155L161 156ZM167 154H169L170 156L167 155ZM171 154H172V156H171ZM191 154L193 155V157H192ZM175 155L176 156H180V158L176 157ZM188 155H189V159H186V158H188L187 157ZM51 156H53L55 159L53 158V160H51L52 159ZM63 156H65V155H63ZM70 156H66V157L70 158ZM197 156H198V158H197ZM223 156H224L225 160L223 159ZM22 157H24V158H22ZM58 157H60V158H58ZM75 157H76V159H75ZM96 157H97V155H96ZM139 157H140V159H138ZM40 158H43L44 161H43V159L41 160ZM46 158H48L49 160L46 159ZM157 158H158V160H157ZM174 158H176V159H174ZM141 159H142V163H141ZM150 159H151V161H150ZM180 159L181 160L183 159V160L181 161ZM184 159H186V160H184ZM45 160H47V162ZM55 160H56V162H55ZM223 160H224L225 163L226 162L227 163L226 164L224 162L222 163ZM31 161L33 163L35 161L36 165L34 166V165L30 164ZM38 161H40V163ZM195 161L197 162L196 164H195ZM26 162L27 163L29 162V163L27 164ZM52 162H53V164H52ZM160 162H162L160 164L161 167L159 165ZM166 162H168V163H166ZM42 163L45 164V165H43ZM129 163H131V166H130ZM186 163H187V165H186ZM192 163L195 164V165H192ZM41 164H42V166H41ZM43 166H44V168H43ZM45 166H46V168H45ZM68 166H69V168H68ZM169 166L171 168H173V169H171V170L167 169V168H170ZM172 166H174V167H172ZM182 166H183V168H182ZM189 166H191L190 167L191 169L189 168ZM199 166H200V168H199ZM35 167L37 169H39V170L36 171ZM135 167H136V169H135ZM50 168H51V170H49ZM203 168H204V170H203ZM213 168L216 171L218 170L217 171L218 173H215L216 171ZM28 169H29V171H28ZM45 169L47 170L46 172L48 174L45 172ZM54 169H55V171H54ZM67 169H69V170H67ZM113 169H115V170H113ZM219 169H221V170H219ZM144 170H146V171H144ZM159 170H161V171H159ZM184 170L187 171L188 173H185ZM196 170H197V172H196ZM198 170H200V172ZM51 171L52 172L54 171V172L52 173ZM137 171H139V172H137ZM149 171H151V172H149ZM225 171H227V172H225ZM228 171H229V174H231L232 176H230L228 174ZM31 172H34V173H31ZM141 172H144L143 173L144 177H143ZM147 172L149 174H147ZM160 172H162L161 174L163 175V177L160 176ZM63 173H64V175H61ZM140 173H141L142 176H140ZM157 173H159V174H157ZM174 174H175V177H174ZM187 174H190V175H187ZM214 174L215 175H219V176L217 177ZM220 174L223 175V178L225 177L224 175L227 174L226 177L231 182H229L228 179H227V181H228L227 182L228 185H227V183L225 181L226 177L224 178L225 179L224 180L222 178V176H220ZM158 175L160 177H158ZM184 175L188 179L186 177H184ZM212 176H213L212 180L214 179V180H216V182L215 181H213V182L210 181L211 180L210 178ZM63 177H65L64 179H66V180L68 179V181L64 180ZM138 177H139L140 181H139V179H137ZM180 177L182 179H180ZM86 178H88L90 180L92 179L90 177H86ZM163 178L165 180L169 181L168 184L166 183L167 181H165ZM202 178L203 179H205V178L208 179L209 178L210 180L208 179V181H210V183H209L210 185L208 184L209 185L208 186L206 184V183H208V182H206L207 180L206 179L204 180L206 182L205 183L202 180ZM103 179H104V177H103ZM103 179L101 180V182H105L106 181L105 179H104L105 181ZM123 179H125V180H123ZM141 179H143L145 181H143ZM175 179L177 181H179V182H177ZM184 180H186V182ZM191 180L192 181L195 180L194 181L195 184L197 183L198 185L194 184V187H193V185H192L193 183H191L192 186H190L189 181L191 182ZM219 180H221V182H219ZM149 182H151V183H149ZM162 182H163V184H162ZM200 182H201V185H199ZM145 183L146 184L148 183L149 185L147 186V185H145ZM177 183H178V185H177ZM204 183H205L206 187L203 186ZM64 184L66 185L67 188L65 187ZM106 184H108V182H106ZM211 184H212V186H211ZM71 185H73V186H71ZM142 185H143V187H142ZM169 185H171L170 188H169ZM221 185L223 187L225 186L224 190L222 189L223 187ZM229 185H230V187H229ZM54 186H56V187L54 188V192H53L52 188ZM165 186L167 188H165ZM199 186H200V188H199ZM72 187H74L75 190ZM213 187H216L214 189H216L218 191L214 192L213 191L214 190ZM174 188L176 190H174ZM189 188H191V189H189ZM193 188H195L194 192H193ZM211 188L213 190H211ZM148 189H150V190H148ZM226 189L227 190L229 189V191H228V194L226 193V195H225L224 191ZM69 190L73 191V192H75L77 190V192H75L73 194V192L70 193ZM227 190H226V192H227ZM37 191H39V192L41 191V194H43V198H41L40 200L37 198L38 194H39V192H37ZM153 191H154V193H153ZM222 191L224 193H222ZM156 192H157V194H155ZM159 192H160V194H159ZM165 192H167V193H165ZM175 192H177V193H175ZM204 192L207 193L208 197L206 196V194ZM53 193H54V195H52ZM151 193H153V195ZM181 193H182V195H180ZM214 193H216L215 196L217 195L218 197L217 196L215 197ZM217 193H221V195H219ZM237 193H239V194H237ZM252 193H254V194H252ZM61 194H62L61 197H57V196H60ZM69 194H71V195H69ZM192 194H193V196H192ZM195 194H196V196H195ZM202 194L203 195L205 194V195L202 197L201 196ZM222 194H224L225 197H223ZM158 195H161V196H158ZM165 195H167L168 197H166ZM174 195H176V196H174ZM227 195L229 196L230 200L228 199ZM54 196H56L57 198L54 197ZM71 196H73V197L71 198ZM154 196H156V199H155ZM184 196H185L186 200H185ZM209 196H212V197H209ZM213 196H214V198H219L220 200L218 199V201L217 200L214 201V199H213V201H211L212 200L211 198H213ZM158 197L159 198L160 197L161 198L166 197L164 199H166L167 201L165 200L166 201L165 202L163 199L160 200ZM234 197L237 198L238 200L237 199L235 200ZM59 198H61L62 200L61 199L59 200ZM260 198L262 200H260ZM202 199H203V202H202ZM206 199H209V200H206ZM162 200L165 203H161ZM193 200H194L195 203L193 202ZM27 201H32V202L30 203V202H27ZM199 201H200V204H196V202L199 203ZM249 201H251V202H249ZM181 202L182 203L184 202V205ZM186 202L190 203L189 207H187L188 205H185V204H187ZM201 202H202V204H201ZM204 202L210 203L209 205H211V204H215V205L209 206L208 203L205 204ZM234 202H235V204H234L235 207L233 205ZM237 202L240 203V204L238 205ZM32 203H33V205H32ZM192 203H194V205H192ZM153 204H154V206H153ZM56 205L57 206L64 205L65 209H63V207H61V206L60 207L62 209L60 207H58V209H56V207H57ZM122 205H123V209L125 208L123 210V213L126 211L125 213H126V215L128 214L127 216H125V213L124 214L122 213ZM176 205H177V207H176ZM223 205H225V207H223ZM163 206L166 209H164ZM195 206H197V207H195ZM212 206H213V208H212ZM190 207H192V208H190ZM134 208H136V209H134ZM200 208H202V209H200ZM232 208H233V211L230 210ZM238 208H240V209H238ZM154 209H156V210H154ZM226 209L229 210V213H228V210L225 211ZM255 209L256 210L259 209L258 211H260V212H257ZM14 210H16V211H14ZM85 210H86V212H88V208L87 207H86ZM159 211H161V213ZM170 211H171V213H170ZM203 212L205 213L206 216H204V215L202 216V214H204ZM230 212H231V214H230ZM235 212H237V213H235ZM129 213H130V215H129ZM144 213H146V214H144ZM209 213H211V214L213 213L212 215L213 216L215 215L216 217L215 216L214 217L209 216ZM232 213L236 216L235 217L236 219L233 217L234 220L231 217H228V215L229 216H234ZM154 214L158 215L157 219H158V223H159V227L156 230V233L154 231H152L147 226L148 219ZM246 214L249 215V216H247ZM3 215H5L6 217L3 216ZM60 215H61V217H60ZM188 215H190V216H188ZM196 215L197 216L201 215V216L200 217L198 216L199 218H196ZM123 216L127 217V220L129 219L128 221L126 220L128 222L127 224H125V220H124L125 217H123ZM181 216H184V217L187 216L188 218L190 217L192 220L188 219L187 217H185V218L182 217L181 218ZM252 216L256 217L255 219H253L254 221L251 220ZM177 217H179V218H177ZM226 217L227 218H231V219L230 220L226 219ZM215 218H216V220L217 219L218 220L216 221ZM223 218H224V220L226 219V221H223L226 224L222 222ZM245 218H247V220ZM257 218L259 220H261V221H259ZM187 219H188L189 223H186ZM194 219H196V221L198 223L197 225L195 224L196 221ZM197 219H200V220L202 219L203 221L201 220L202 222H200ZM210 219H211V222H210ZM219 220H220L221 223L219 222ZM232 220H233V222H232ZM193 222H194V225H196L197 227L199 225V227L197 228L195 226L196 228H194L195 229L194 230L193 229L194 225H192L193 227L191 226L192 228L190 227V229H189L190 231H189L188 230V227H189L188 224H190V223L193 224ZM229 222L231 224L233 223L234 226H233V224L231 225ZM7 223H9V224H7ZM118 223H119V225H118ZM252 223H253V225H252ZM184 225L186 226L187 231H186V228H185ZM225 225L226 226L228 225V226L226 227ZM256 226H257V228H256ZM214 227H215V229H213ZM217 227H221L222 230H221V228L218 229ZM232 227H233V229H232ZM166 228H167V230H166ZM209 228H211V229H209ZM235 228H237V229H235ZM23 230H24V232H23ZM250 230H251V232H250ZM220 231H222V232H220ZM123 232H124V230H123ZM134 232H136V233H134ZM189 232H191V233H189ZM146 233L148 234V236H146L147 235ZM204 233L205 234L208 233V235L206 234V236H205ZM158 234H159V236H158ZM260 234L263 235V236H261ZM202 235H203V237H202ZM117 236H118V243H119L120 246L125 245V244L127 245L128 241L124 237V235H122V234L119 235L118 234ZM149 237H151V239ZM197 237L198 238L200 237L199 239L201 241H202V238H204L203 239V243L201 241L199 242V239ZM205 237H207L208 239L205 238ZM223 237H225V238H223ZM249 237H251V238H249ZM250 239H251V241H248ZM256 239H258V240H256ZM227 240H229V241H227ZM53 241H56V242H53ZM232 242L233 243L235 242V245ZM258 244H259V246H258ZM73 245L75 247H73ZM88 247L91 248L90 250L92 251V253H90V250L88 249ZM131 247H132V244H131ZM188 248H189V250H187ZM190 248H192L193 250L190 249ZM194 249L195 250L199 249L200 251L198 250L199 252H195ZM203 249L206 250V251H204ZM100 250H102V249H100ZM102 252L104 253V251H102ZM202 252H203V255L198 258L197 256L201 255ZM227 252H228V254H227ZM191 253H193V254H191ZM229 253H231V254H229ZM259 253H261V254H259ZM123 254H124V252H123ZM123 254L121 255L122 264H129V263H126V260H125L126 257L123 256ZM58 255H59V258H58ZM205 255H207L206 259H204L206 257ZM136 256L137 255L134 252H131L129 254L128 258L131 260L130 261L131 264H138V262L135 260ZM160 256H161L160 257L161 260L163 261L162 264H164V262H166L165 264H171L173 262L172 257L167 258V256L164 253L160 252ZM208 257H209V259H208ZM101 259H102V261H101ZM165 259L167 261H165ZM182 259H183L184 262L182 261ZM198 259H200V260L198 261ZM99 261L102 262V263H100ZM176 261H174L173 264H176Z\"/></svg>",
    "mask_w": 264,
    "mask_h": 264
}]
</instances>
